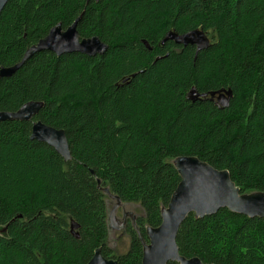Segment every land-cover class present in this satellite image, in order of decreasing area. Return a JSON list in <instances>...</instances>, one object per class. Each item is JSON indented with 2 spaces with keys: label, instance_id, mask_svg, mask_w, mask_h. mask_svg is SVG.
Returning a JSON list of instances; mask_svg holds the SVG:
<instances>
[{
  "label": "trees",
  "instance_id": "trees-1",
  "mask_svg": "<svg viewBox=\"0 0 264 264\" xmlns=\"http://www.w3.org/2000/svg\"><path fill=\"white\" fill-rule=\"evenodd\" d=\"M81 15V38L99 37L105 54L45 51L0 77V112L43 103L33 121L65 130L72 155L32 140V121L0 123V264H88L98 248L118 264H142L182 156L228 170L242 194L264 192V0H10L0 67ZM198 29L211 46L197 58L195 46L162 44L170 31ZM193 87L231 88L230 107L189 101ZM105 188L144 211L125 230V254L108 243ZM177 244L205 264H264V218L190 214Z\"/></svg>",
  "mask_w": 264,
  "mask_h": 264
},
{
  "label": "water",
  "instance_id": "water-1",
  "mask_svg": "<svg viewBox=\"0 0 264 264\" xmlns=\"http://www.w3.org/2000/svg\"><path fill=\"white\" fill-rule=\"evenodd\" d=\"M10 0H0V14ZM92 0H87L90 3ZM99 2L100 0H94ZM81 15L71 26L64 29L62 24L54 26L47 36L28 48L23 59L9 67H0V77L11 78L23 65L37 53L49 51L57 56L80 53L90 57L103 55L108 50L99 37L81 38L78 24ZM173 41L177 45L196 47V55L211 46V38L203 29L193 30L184 34L175 31L167 33L162 44ZM150 49L148 42H143ZM135 75H133L134 77ZM127 82V79L123 81ZM233 90L220 89L208 93H200L195 87L187 94L191 102L218 100L220 108L230 107L233 98ZM43 103L29 102L15 112H0V123L5 121H32L31 139L43 142L51 146L65 161L72 159L69 141L65 130L49 126L42 121H33L39 114ZM174 165L181 176V182L173 193L169 205L161 211L162 223L157 228H148L149 243L143 251L142 264H205L200 258H186L181 256L177 244V236L181 225L190 214L196 218H205L218 213L221 209H229L231 212L247 216L249 218H264V192L242 194L231 178L228 170H218L210 164L201 161L195 156H182L174 161ZM99 185L101 181H98ZM111 196L108 188L103 189ZM120 203L121 200L112 195ZM111 215L109 214V223ZM77 225H71L73 232ZM88 264H118L115 259H107L103 256L101 248L96 249L93 258Z\"/></svg>",
  "mask_w": 264,
  "mask_h": 264
},
{
  "label": "rangeland",
  "instance_id": "rangeland-1",
  "mask_svg": "<svg viewBox=\"0 0 264 264\" xmlns=\"http://www.w3.org/2000/svg\"><path fill=\"white\" fill-rule=\"evenodd\" d=\"M107 194V201L109 205V214L111 215V222L109 223V237L108 243L113 251L120 255L125 254L130 247V238L121 228L123 215L127 213L132 216H143L144 211L140 205L120 203L117 199Z\"/></svg>",
  "mask_w": 264,
  "mask_h": 264
},
{
  "label": "flooded vegetation",
  "instance_id": "flooded-vegetation-1",
  "mask_svg": "<svg viewBox=\"0 0 264 264\" xmlns=\"http://www.w3.org/2000/svg\"><path fill=\"white\" fill-rule=\"evenodd\" d=\"M213 103H214L215 105H217V106L220 108L221 104L218 103V100H215ZM132 217H133V216H132ZM132 217H130L127 213H125V214L123 215L122 222L120 223L121 228H123L124 230H126V228H127L128 224H129L130 220H132V219H131ZM134 218H135V217H133V219H134ZM124 232H125V231H124Z\"/></svg>",
  "mask_w": 264,
  "mask_h": 264
}]
</instances>
